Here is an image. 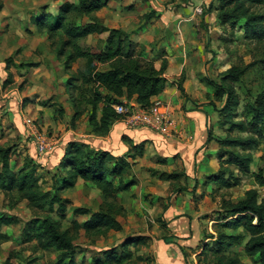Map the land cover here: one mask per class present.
Here are the masks:
<instances>
[{
  "label": "trees",
  "instance_id": "trees-1",
  "mask_svg": "<svg viewBox=\"0 0 264 264\" xmlns=\"http://www.w3.org/2000/svg\"><path fill=\"white\" fill-rule=\"evenodd\" d=\"M147 1V0H142ZM228 5H233L231 12H222L218 19L222 24L229 22L238 23L244 20L239 27L246 40L264 41V0H227ZM108 6V0H78L76 6L64 2L57 17L42 13L38 18L31 20V25L37 33H45L50 47L58 61H65L66 70L78 60L84 62L83 72H78V77L70 81L81 83L78 90L83 103L90 107L87 118L89 132L98 137H105L110 126L121 119L113 106L121 104L123 99L135 102L142 108H149L153 98L159 97L166 88L164 73L167 62L162 61L160 68L156 69L154 61L144 57V48L133 42L121 28L105 27L97 18V14ZM3 4L0 1V12ZM251 10H254L251 12ZM155 16L154 11L143 16V20L150 21ZM87 20L83 24L77 21ZM28 34H32L27 29ZM106 34L102 40L101 36ZM91 37L92 45H87ZM6 69L12 63L11 58L5 61ZM232 67L220 78L219 83L209 79L205 80L206 86L215 90V97L219 101L225 96L226 100L219 111V115L226 114L220 129L228 128L226 137L219 139L213 137L210 128L207 130V142L217 145L216 157L218 172L205 181L210 185L220 188L237 186L240 176L251 175L258 187H264V180L259 174H252L250 166L253 162L251 150L255 149L263 139L264 126V95H260L255 105L246 107L248 122H233L231 115L232 84H237L246 71ZM12 82V75L3 87ZM67 85H72L67 83ZM181 95L184 93L181 85L178 86ZM68 92V90H67ZM87 92V93H85ZM85 93V95H82ZM85 96V97H84ZM78 102L75 101V105ZM46 105V104H45ZM77 106V105H76ZM49 107V106H48ZM52 106H50L51 108ZM75 107V106H74ZM98 108L100 110H98ZM53 114L63 117L62 108L53 109ZM81 111H75L71 120L74 124ZM234 130L248 133L247 138H231L229 135ZM14 145L0 144V192L7 197H16L19 202H26L32 210L42 211L45 208L53 209L58 220L50 216L34 217L27 222L21 232L23 244H32L37 252L53 251L56 254V264H76L77 256L74 239L67 230H63L62 221L65 220L69 202L61 198V193L74 190L77 182L90 183L100 192L101 205L99 210L91 213L86 208H71L74 217H87L83 223L73 220V227L80 229L86 236L102 235L107 232H119L121 226L117 217L125 214L124 209L117 204L116 197L120 193L129 192L135 184L130 178L132 164L124 158H115L107 152H96L82 143H69L60 162V169L65 176L59 181H53L55 189L49 191L41 189L38 170L40 167L27 158L23 165L12 170L10 160L14 157ZM239 149L241 153L230 151ZM144 155V145L131 146L127 159L133 162ZM232 167L237 171V177L229 170ZM227 175V176H226ZM183 174H166L158 176L160 181L177 182ZM176 190L175 193H180ZM52 191V193H51ZM220 211H224L231 218L216 219L215 241L205 245L197 256V264H248L242 258L253 260L255 264H264V200L256 190L245 193V198L237 203L222 202ZM15 224L12 218H7L0 213V243L9 241V237L1 232L3 227ZM148 239L143 236L124 239L118 246L101 253V259L94 260L93 264H125L132 260L134 251L140 246L147 245ZM242 247V255L232 252L235 248ZM131 248L134 250L131 251ZM119 249V252L116 251ZM137 259H142L139 256ZM143 260V259H142ZM3 264H10L9 259Z\"/></svg>",
  "mask_w": 264,
  "mask_h": 264
},
{
  "label": "rangeland",
  "instance_id": "rangeland-1",
  "mask_svg": "<svg viewBox=\"0 0 264 264\" xmlns=\"http://www.w3.org/2000/svg\"><path fill=\"white\" fill-rule=\"evenodd\" d=\"M0 1L3 4L4 0ZM37 1L26 0L24 1V7L27 10H37ZM157 1L162 8L167 9L170 7L174 12L188 9L187 11L194 14V11L198 8L202 9L200 15L196 13L193 20L182 22L175 31H172V36L176 39H171L172 41L169 42L166 33H163L167 41L164 48L156 51L154 61L167 62L166 52L169 55L178 56V54H181L179 57L184 56L185 66L178 77L170 78L171 81L174 80L170 85L171 87L175 86L177 91L178 86L181 85L184 93L181 95L178 92L180 99L183 101L182 109L187 104L195 109L202 108L209 115L207 119L212 136L224 139L228 128L220 129L218 124H221L226 116L223 113L219 115L226 97L223 96L222 100L219 101L215 97V90L206 86L205 80L209 79L219 83L221 76L230 68L243 69L251 65L252 67L246 71L240 82L232 84L233 101L231 102L230 112L233 122H248L246 107L254 106L256 99L260 95H264V41L244 39L243 32L239 29L243 26L244 20H240L238 23H235V21L226 24L221 23L218 19L219 14L231 12L233 7V5H228L227 0ZM150 11L153 10L149 9L147 13ZM154 12L156 14V11ZM97 18L101 22L104 20L101 12L97 14ZM86 21L85 19L79 20L77 23L83 24ZM135 21L144 20L137 18ZM27 23L19 14L15 22L11 24L12 29H9L12 30V33L5 30L4 33L0 34V142L1 145L15 146L16 155L10 160V166L14 171L23 165L26 158L27 161L31 159V162L38 164V161L41 162L40 160L46 157H39L34 151L33 138L28 133V126L33 125L38 132L57 141L69 131H73L76 126L87 124L90 113V107L85 105L83 100H79L81 97L78 95V90L81 89V83L79 80L70 81L71 78L78 77V72H83L84 62L78 60L71 65L69 70H66L64 67L65 61L57 60L49 41H35L37 40L36 37L27 40L30 35L26 32ZM86 44L92 45V39L88 38ZM149 47L156 48L157 45L151 43ZM143 48L145 50V47ZM9 58H11L12 63L9 65L8 70L5 61ZM20 65L24 68L18 69L16 67ZM8 74L12 75V82L3 87L8 80ZM67 83L72 85H67ZM85 93H82V95H85ZM75 101L78 102L77 106L74 104ZM50 106L52 107L50 108ZM59 108L64 110L63 117L55 116L52 112L53 109ZM76 110L82 113L78 115L75 123L72 124L71 120ZM98 110L100 109L98 108ZM21 114L24 116H21ZM23 118H29V120L23 125L24 131H22L24 133H20L23 135L22 138L18 139V137H14L16 133L13 134V132L20 131L13 122L22 123ZM262 130L263 139L259 141L255 149L251 150L253 162L250 171L252 174H259L264 180V126ZM7 132L8 134H6ZM229 135L231 138H247L249 136L248 133L237 130ZM22 145L23 147H21ZM230 151L241 153L239 149H231ZM216 153L217 147L215 155ZM207 166L209 165L207 164ZM39 167L42 169L40 165ZM218 168V160L216 159L213 174L218 172ZM229 170L237 177V171L232 167H229ZM37 174L42 173L40 171ZM138 175V186L143 189L142 194L147 201L153 197V194L163 190L164 185L161 181L152 176L146 169H141ZM239 176V184L231 188H220L210 185L206 181L204 183L202 181L203 184L201 183L202 186H200L197 180L194 182V186L198 187L197 189L201 187V190H203L204 186V189L208 190L207 192L199 191L195 196H200V204L209 210L207 220L211 221L208 226L212 227L213 234L216 219L221 220L227 217L228 220L231 219L227 213L220 211L219 206L222 202L237 203L242 201L245 198V193L250 190H256L260 197L264 195V187H258L250 174ZM55 177L61 178L62 176ZM41 180L42 190L49 191L56 188L54 182H50L49 177L42 176ZM185 186L193 187L190 183ZM60 195L63 200L69 202L62 226L63 230L69 231L74 239L77 253L76 264H93L94 260L101 259L103 251L115 248L126 238L144 233V229L139 228L140 223L133 222L134 220L131 221L133 218L127 215L124 218L120 232L111 231L102 235L86 236L82 230L73 227L72 221L76 220L78 223H83L87 220V217H74L71 208H86L90 212L98 211L101 198L97 189L93 186L82 185L74 190L62 192ZM54 208L56 207H53L52 210L45 208L42 211H32L27 207L26 202H19L16 197H7L0 192V213L15 221V224L1 229V232L9 237V241L0 243V264L8 259L10 264H56V254L53 251L37 252L32 244H23L21 241L22 229L32 218L50 216L54 220H58L56 214L53 213ZM134 213L137 216L145 213L146 215H143L145 220L148 217L142 209H135ZM146 225L145 230L151 235L158 233L159 228L157 227L160 226L157 223L151 225L149 221H146ZM148 241L147 245L140 246L139 250L134 251L132 260L125 264H153L152 257L148 253L150 247H148L150 245ZM133 250L131 248V251ZM116 251L119 252V249H116ZM232 252L243 254L242 247H237ZM138 256L143 260L137 259ZM242 260L248 264H255L253 260L245 257Z\"/></svg>",
  "mask_w": 264,
  "mask_h": 264
},
{
  "label": "crops",
  "instance_id": "crops-1",
  "mask_svg": "<svg viewBox=\"0 0 264 264\" xmlns=\"http://www.w3.org/2000/svg\"><path fill=\"white\" fill-rule=\"evenodd\" d=\"M24 1H3V8L0 12V34L4 33L5 30L12 33V30H9L12 29L11 24L20 14L22 19L28 22L26 29L32 31L27 40L36 37L37 40L35 41H48L45 33L36 32L31 25V20L38 18L44 12L55 18L64 2L74 6L78 3V0H38L37 10H27L24 7ZM149 9L156 11L154 19L135 21L137 18H143ZM187 10L174 12L170 7L164 9L157 0L145 2L142 0H108L107 8L101 12L104 17L102 24L108 29L121 28L133 42L145 47L144 56L154 61L156 51L164 48L166 44L167 40L164 36L167 35L169 42H171V39H176L172 36V31H175L182 22L195 18ZM163 33L166 34L163 35ZM101 38L104 40L106 34ZM151 43H155L157 47H149ZM179 56L181 54L178 56L169 55L166 52L167 69L164 73L166 88L158 97L163 98L162 100L170 105L171 118L174 122L170 135L163 136L146 128L130 129L122 121H117L110 126L107 136L98 137L91 134L87 124L84 123L76 126L73 131H69L57 140L53 149L44 155L46 157L40 160L41 162L38 161V164L32 162L44 169L38 170V173L40 171L42 173L38 175L40 179L42 176H46L52 182L54 176H65L59 167L60 162L68 144L75 142L85 144L96 152H107L115 158H124L131 163L130 178L134 180L135 184L129 192L120 193L116 197L117 204L125 211L124 216L117 217V221L122 228L124 218L128 215L133 218L131 221L140 223L142 227L139 225V228L144 229V233H139L141 234L139 236L150 239L148 241L150 243L148 253L152 257L153 264H197L196 258L203 247L215 241V238H211L214 236L212 227L208 226L211 222L207 220L209 210L200 204V196H195L199 191L205 192L206 188L204 189L203 186V190L201 187L197 189L198 187L194 186V182L197 180L202 186L208 177L214 175L213 166L217 159L215 155L217 145L214 142L206 143L209 128L207 117L209 115L202 108L195 109L188 104L182 109L183 101L180 99L179 92L175 86L171 87L174 80L171 81L170 78L178 77L185 66L184 56ZM154 64L155 68L159 69L161 62L154 61ZM16 67L18 69L24 68L21 65ZM123 101L125 100L123 99ZM130 102L136 103L135 98L131 99ZM21 116L24 115L21 114ZM28 120L29 118H23L22 123L13 122L20 131H14L13 134L16 133L14 137L22 138L23 125ZM141 143L144 145L143 157L134 162L129 158L127 159L130 145L138 146ZM33 147L36 152L34 144ZM141 169H146L157 179L162 173H182L183 177L174 183L161 181L164 185L163 190L153 194V197L147 201L142 194L143 189L138 186V173ZM206 171L212 172L207 173ZM53 181L61 183L57 177ZM189 183L193 187L185 186ZM41 184L42 180L40 181ZM82 185L92 186L90 183L79 180L76 188ZM181 188L184 191L175 193ZM98 193L100 197V192L98 191ZM135 209H142L143 212H146L147 219L145 220V213H142L144 216H137L134 213ZM95 212L97 211L91 213ZM146 221H149L151 225L157 223L160 226L157 227L159 228L158 233L151 235L146 231Z\"/></svg>",
  "mask_w": 264,
  "mask_h": 264
},
{
  "label": "built area",
  "instance_id": "built-area-1",
  "mask_svg": "<svg viewBox=\"0 0 264 264\" xmlns=\"http://www.w3.org/2000/svg\"><path fill=\"white\" fill-rule=\"evenodd\" d=\"M202 9L198 8L192 13L201 14ZM114 112L121 117L122 121L130 129L146 128L163 136L172 133L173 120L171 118L170 105L164 100L156 97L149 108H142L137 103L123 101L113 107ZM28 133L33 138L36 154L39 157L50 152L56 144V140L38 132L34 126H28ZM264 200V195L261 197Z\"/></svg>",
  "mask_w": 264,
  "mask_h": 264
}]
</instances>
